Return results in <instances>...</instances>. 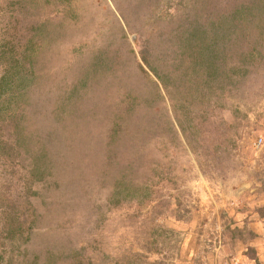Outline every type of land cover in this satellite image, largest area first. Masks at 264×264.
Masks as SVG:
<instances>
[{"label": "rangeland", "instance_id": "1", "mask_svg": "<svg viewBox=\"0 0 264 264\" xmlns=\"http://www.w3.org/2000/svg\"><path fill=\"white\" fill-rule=\"evenodd\" d=\"M0 264H264V0H0Z\"/></svg>", "mask_w": 264, "mask_h": 264}]
</instances>
